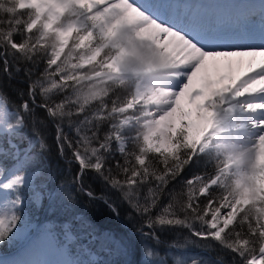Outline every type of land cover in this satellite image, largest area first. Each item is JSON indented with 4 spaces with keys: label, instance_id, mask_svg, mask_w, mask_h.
Instances as JSON below:
<instances>
[{
    "label": "trees",
    "instance_id": "trees-1",
    "mask_svg": "<svg viewBox=\"0 0 264 264\" xmlns=\"http://www.w3.org/2000/svg\"><path fill=\"white\" fill-rule=\"evenodd\" d=\"M33 16L31 8L0 0V99L21 122L16 134L1 135L0 165L9 169L16 162L7 139L19 148V157L31 145L39 147L34 182L41 206L32 205L23 192L25 210L36 225L33 241L48 231L76 264H97L90 254L101 264H264V235L254 205L237 211L216 236L209 227L215 202L225 196L219 184L200 193L224 165L225 152L214 147L215 138L207 147L184 146L172 154L141 149V127L122 123L118 114H132L125 105L133 80H106L103 97L84 100L90 81L79 84L69 74L54 75L51 35L41 37L36 26L26 30ZM112 53L106 45L99 59L104 63ZM94 70L85 65L80 72ZM115 128L126 140L121 153L107 140ZM94 149L97 166L86 155L82 166L75 161V154ZM67 230L74 237L66 242ZM13 249L1 246L0 254ZM146 254L151 261L142 257Z\"/></svg>",
    "mask_w": 264,
    "mask_h": 264
},
{
    "label": "rangeland",
    "instance_id": "rangeland-1",
    "mask_svg": "<svg viewBox=\"0 0 264 264\" xmlns=\"http://www.w3.org/2000/svg\"><path fill=\"white\" fill-rule=\"evenodd\" d=\"M67 1L57 6L58 8L53 7L54 9H43L37 2H33V5L23 4L21 0H12V4L15 3V8L18 9H32L34 16L27 24L26 30L36 26L38 28L36 31L41 37L47 34L51 35V37H48L50 40L48 54L52 55L50 61L56 71L54 75L69 74L70 78L79 84L90 81L92 89L84 95L83 99L93 100L101 98L105 95V84L103 86V83L106 80L119 81L136 76L134 71L136 69H128L122 72L117 71L113 67L116 66L114 61H118L120 58L118 55L119 51L123 48L131 49L132 46L128 44V41L122 39L125 38L126 32H123V34L114 33L105 26V23L109 21L110 23L118 24V20L114 19L116 15L110 16L108 20H105V9L107 7L105 4L100 3L99 0H88V2L87 0ZM172 1L179 6H185L186 4L201 3L204 0ZM210 1L213 0H205V4ZM226 1L229 2L228 0ZM236 6L239 7V3ZM144 14L148 18V23H146L149 28H155L162 23L149 13H146V11ZM139 27V32H141L145 24ZM148 27H146L145 31L150 30ZM70 34H74L72 43L68 42ZM132 36L136 37L137 34L134 33ZM203 39L205 42L207 41L206 43L214 45L224 42L216 39H206V37ZM106 45L109 46L113 53L103 63L99 59L98 54ZM137 45L145 46L144 50L147 49V52L156 48L152 46V42L148 39L138 42ZM12 47L20 49V46L12 45ZM196 49L199 50L198 48ZM157 52L163 58L168 57V52L165 50H157ZM222 54L211 49L203 50L204 56L211 55L215 59L222 58V60L216 61L220 72H212V76H220L222 78L213 80L212 84L215 82L213 85L207 83L201 86L195 85L191 87L189 92L186 91V87H184L185 90L180 89L181 91H178L176 88L172 89L170 86H164L155 92L158 95L162 94L172 97H167V99L163 100L165 103H162V105L155 106V109L163 111L165 109L168 111L167 109H169L166 118L159 121L153 119L154 121L151 125L148 124L147 119L141 118L142 113L146 112L149 106L144 104L143 101H139L135 95L137 85L141 83V78L139 77L136 78V82L132 87L131 97L125 105L131 107L132 114H126L128 111L124 110L118 114L123 116L120 118L122 123L132 121L141 127V149L143 148L160 155L165 153L172 154L177 149L184 148V146L194 149L207 147L212 141L208 142L210 138L204 139L206 136L210 137L215 132L223 131V129H232L233 133L224 134L213 141L216 149L225 152L224 165L220 168V172L200 191L201 194H205L207 187L215 184H219L225 190V196L215 202L213 210L210 212L209 227L212 229L214 236L218 235L226 225L232 222L237 211L247 204H251L254 205L257 211L255 221L258 222L259 232L264 235V129L262 131L257 129L254 134L250 135L243 133L244 130L248 129V124L240 121L241 117L235 114L236 107H239L238 112L240 108H243L241 109V114L244 117L251 110H262L264 107V94L252 92L250 89L251 86L252 89L259 87L256 83L264 82V74H253L242 79V71L246 69L245 61L247 60H239V63H237L233 57L222 56ZM140 58L142 59L141 56ZM144 60L145 62L148 61L147 58ZM132 61L134 63L137 62L136 60ZM241 64L245 65L242 67ZM85 65L94 66L95 70L92 73L80 72L81 67ZM143 65H137L140 67L135 68H141ZM250 66L251 68L248 67V69L253 72L256 66ZM227 69H233L236 72L235 77L229 78L225 75L223 71ZM162 81L170 82L169 78L162 79ZM173 97H176V108L172 107L173 101H170ZM243 97L251 100L250 102L256 107L252 109L249 104L240 102ZM219 111L221 113L217 114ZM174 114L178 115L177 120L171 119ZM20 126L19 116H10L6 106L0 99V133H6V135L16 134ZM166 126L168 128L165 129ZM117 131V128H115L114 132L107 136V140L115 144V148L121 153L126 145V140L125 137L118 136ZM240 138H244L243 141H249L248 144L242 146L241 143L233 141ZM2 139L3 137L0 136V140ZM6 142L10 148V154L13 155L16 162L9 169L0 165V247L9 248L13 246L15 252L8 258L0 255V264H76L73 258L67 254L64 245L58 246L57 250L55 249L53 246L55 243L54 238L48 231L40 233L39 241L36 243L38 245H36L37 250H35L34 244L32 245L29 240L35 232L36 225L34 219L25 210L27 201L24 199L23 192L24 190L28 191V197L32 205L36 208L41 206L42 195L40 191L35 189L36 184L34 182L35 176L40 173V163L38 157H36V153H39V147L37 145L32 147L31 145V151L27 154L23 152L21 157H19V148L15 146V143L11 139H7ZM105 149L108 151L107 148ZM3 151L0 145V154ZM85 155L94 165H98L100 156L94 149L90 152H84V154H75V161L80 166L84 163ZM138 159L141 161V158ZM54 200L52 198L53 202ZM56 204L58 208L62 203L56 202ZM50 206L53 208L51 201ZM62 207L65 208L66 206ZM73 237V232L67 230L65 233L66 242L73 239ZM41 248L49 253L44 261H38ZM53 255L56 259H53ZM152 255L154 257L153 252ZM89 257L92 261H96L97 264H101L94 254H90ZM142 257L145 261L152 260L151 257H147V254ZM254 261L258 262L260 259H255Z\"/></svg>",
    "mask_w": 264,
    "mask_h": 264
},
{
    "label": "bare ground",
    "instance_id": "bare-ground-1",
    "mask_svg": "<svg viewBox=\"0 0 264 264\" xmlns=\"http://www.w3.org/2000/svg\"><path fill=\"white\" fill-rule=\"evenodd\" d=\"M21 1L23 4H32L33 2H37L40 5V7H43V9H45V8L57 7L63 4L64 2H66L67 0H21ZM68 1L70 2L71 0ZM99 1L100 3L105 4L107 6L105 9L106 12L105 20H108L110 16H114V15H116L114 19L118 20V24H113L110 23V21L109 22L105 21L106 22L105 26L111 32L114 33L123 34V32L124 33L126 32L125 38L122 39L128 41V44H131L132 46L131 49L123 48L119 51L118 55L120 56V58L118 61L116 60L114 61L116 66L113 67L117 71H122V72L123 71L125 72L128 69H136L134 70L135 75L141 78L140 80L141 83L137 85V88L135 90L136 92L135 95L139 99V101H143L144 104L149 106V109L147 108L148 110L142 113L141 118L147 119L148 120L147 122L150 125L154 121L153 119H155L156 121L164 119L167 117L169 112V109H167L168 111H166V109L164 111L155 109V106H158L160 104L162 105V103H165L163 100L167 99V97H171L168 95L156 94L155 92H157L160 88H163L164 86H168V87L170 86L172 89L176 88L179 91L180 89L185 90L184 87H186V91L189 92L192 86L195 85L201 86L204 83L212 84L213 80L222 78L220 76H214V75L212 76V72L214 71L220 72L218 70L219 66L216 61H220V59L222 60V58L215 59L211 55L204 56L203 55L204 49H211L215 52H218L219 54L223 53L222 56L233 57L237 63H239V60L242 61L247 60L245 61L246 69L242 71V79H245L253 74H259V75L264 74V43H258L252 40H237V39L229 38L217 45L208 44L206 43L207 41L205 42L204 39L199 38L198 36H195L193 34L185 33L183 30L178 29L171 24H164L163 21L161 20L160 21L162 23L160 24V26H157L155 28L152 27L149 28L147 25L148 18L144 14V12L146 11V7L145 5L140 4L139 0H99ZM144 24L145 27L144 28L141 27L142 30L141 32H139L140 29L139 26ZM146 27H148L150 30L145 31ZM134 33L137 34L136 37L132 36ZM144 34L145 36H143ZM146 39L152 42V46L156 47L154 50L147 52L146 51L147 49L144 50L145 46L143 47L137 45L138 42L141 41L143 42V40ZM195 47L198 48L200 51L197 50ZM157 50L167 51L168 57L163 58V56L159 54ZM140 56L142 57V59L140 58ZM134 58H138V59H134ZM146 58L148 59V61L145 62L144 59ZM132 60H136L137 62L134 63ZM137 65H143V66L141 68H135V67H140ZM244 65H242V67ZM250 65L256 66L253 72L248 69V67L251 68ZM223 72H225V75H227L229 78L235 77V73H236L233 69H227L226 71ZM166 73L173 78L170 82L169 81L164 82L162 81V79H159V76L161 74H166ZM214 83L215 82H213V84ZM260 88L261 87L259 86L252 89L251 86L250 90H252V92L255 91V93L256 92L260 93L259 92ZM175 98L173 97V99L170 100L173 101V106H172L173 108H176ZM250 101L251 100H248L247 97H243L240 102L249 104L252 109L255 108L256 106ZM238 109L239 107H236L235 114L241 117L240 121L248 124V129L244 130L243 133H247V135H250V134H254L255 130L257 129L258 131H262L264 129V110H263L264 107L260 111L256 109L251 110V112L248 113L246 117L242 116L241 114V109L243 108H240L239 112ZM177 118H178L177 114H174L171 117L172 120H177ZM166 128L168 127L166 126L165 129ZM223 130H224V134L227 135L229 133H233L232 129L230 130L223 129ZM243 139L240 138L238 140H233V141L235 142L237 141L238 143H241L242 146H245L246 144H248L249 141L248 142L243 141Z\"/></svg>",
    "mask_w": 264,
    "mask_h": 264
}]
</instances>
